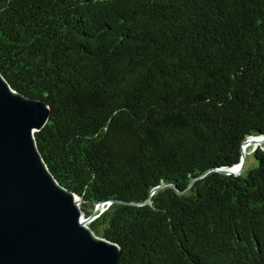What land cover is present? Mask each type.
<instances>
[{
  "label": "trees",
  "instance_id": "16d2710c",
  "mask_svg": "<svg viewBox=\"0 0 264 264\" xmlns=\"http://www.w3.org/2000/svg\"><path fill=\"white\" fill-rule=\"evenodd\" d=\"M0 70L119 264H264V0H0Z\"/></svg>",
  "mask_w": 264,
  "mask_h": 264
},
{
  "label": "water",
  "instance_id": "95a60500",
  "mask_svg": "<svg viewBox=\"0 0 264 264\" xmlns=\"http://www.w3.org/2000/svg\"><path fill=\"white\" fill-rule=\"evenodd\" d=\"M50 112L0 70V264H119V245L93 232L96 214L84 215L82 198L59 183L40 153L35 133ZM249 139L242 160L220 172L238 175Z\"/></svg>",
  "mask_w": 264,
  "mask_h": 264
},
{
  "label": "rangeland",
  "instance_id": "374dc122",
  "mask_svg": "<svg viewBox=\"0 0 264 264\" xmlns=\"http://www.w3.org/2000/svg\"><path fill=\"white\" fill-rule=\"evenodd\" d=\"M250 138L251 139H254V137L253 138L250 137ZM263 138H264V135H263ZM262 140H264V139H262ZM250 145L248 146V150H247V152L245 154L246 156H245V163H244L243 169L242 170H239L237 172L238 175H240L241 173L246 174L251 169L257 167V161H256V159L254 157V152L256 150H258V149H261V150L264 151V142H262L261 144H259L257 147L255 145H253V144H250Z\"/></svg>",
  "mask_w": 264,
  "mask_h": 264
},
{
  "label": "bare ground",
  "instance_id": "6f19581e",
  "mask_svg": "<svg viewBox=\"0 0 264 264\" xmlns=\"http://www.w3.org/2000/svg\"><path fill=\"white\" fill-rule=\"evenodd\" d=\"M262 142H264V140H261V139H249L248 142L246 143V145L244 146L245 148V153L247 152L248 150V146L250 144H253L255 145L256 147L261 144ZM251 146V145H250ZM261 146V145H260ZM240 169L239 168H235L234 171L238 172ZM99 213V212H98Z\"/></svg>",
  "mask_w": 264,
  "mask_h": 264
},
{
  "label": "built area",
  "instance_id": "2783aa9c",
  "mask_svg": "<svg viewBox=\"0 0 264 264\" xmlns=\"http://www.w3.org/2000/svg\"><path fill=\"white\" fill-rule=\"evenodd\" d=\"M106 205H109V204H102L97 207L96 212H99V213H95L96 214L95 219L103 212L104 209H106Z\"/></svg>",
  "mask_w": 264,
  "mask_h": 264
}]
</instances>
